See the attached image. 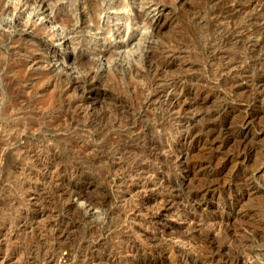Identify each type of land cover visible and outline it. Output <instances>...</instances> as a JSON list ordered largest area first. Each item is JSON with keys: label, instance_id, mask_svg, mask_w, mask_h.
<instances>
[{"label": "rangeland", "instance_id": "obj_1", "mask_svg": "<svg viewBox=\"0 0 264 264\" xmlns=\"http://www.w3.org/2000/svg\"><path fill=\"white\" fill-rule=\"evenodd\" d=\"M253 1L237 0L236 4L235 0L2 1L3 7L14 6L15 10L0 13V264H43L51 247L63 245L64 242L74 250L72 259L67 264H89L82 258L83 253H87L85 250L88 240L93 242L94 236L105 232L102 227L108 220V210L114 204V199H105V195L110 192L105 176L114 175L109 164L110 159L116 156L112 153L119 147H129L134 153L127 163L133 165L145 151L143 141L162 144L170 132L168 123L161 124L159 131L155 128L157 113L160 112L140 108L141 101L145 99L154 81L160 79L183 82L187 96L181 98V102L194 105L189 113L198 115L192 121L196 130H200L203 124L216 123L219 126L234 122L245 114L253 122V126L247 130L245 136H238L237 143L233 141L226 146L219 141L222 135L199 132L200 143L197 145V140L183 144V163L169 173L170 180L178 181V186L183 187L184 190L180 189L183 195L184 191L190 188L195 190L208 181L202 176L203 173L183 172L184 164L200 161L210 153L215 156V161L218 160V164L214 161L215 166H224V174L212 183L215 184V190L211 191L210 196L207 195L205 208H201L200 214L201 217L205 216L204 219L220 216V221H215V229L219 227L223 230L216 232L217 244L222 247L228 245L226 248L229 249L216 253L215 261L203 262L202 252L198 248L204 250L209 242L205 232L211 228V222H207L203 232H198L197 237L190 240V247L189 244L179 243L168 235H161L165 240L158 237L161 239L158 243L150 246L144 243L142 250L140 249L142 253H139L135 261L146 264H193L194 261L198 264H220L219 261L225 255L232 258L239 251L238 254H244L248 259H244L247 262L244 264H264V131L260 129L264 127V89L256 90L254 81L251 80H248L250 83L238 84L230 89L229 81L220 77L217 72L223 64L224 54L231 53L229 56L234 57L238 65L246 71L248 69L249 77L255 80L264 77H261L259 71L264 64V42L261 41L264 40V0H255L259 1V6ZM244 9L247 11L243 12L246 16L242 14ZM250 30L254 31L251 38L260 41L253 49L250 46L247 49L235 45L228 39L234 31ZM46 32L51 36L45 34ZM256 34L261 36L258 35L257 38ZM79 55L83 56L82 61L78 59ZM31 58L37 59L39 64L30 67L28 61ZM132 66L136 70L138 68L140 75L132 70ZM163 70H167L166 74ZM75 106L85 109V116H79L83 112L79 113ZM86 108H89V113ZM205 114L210 116L204 117ZM131 127L134 128L133 132H130ZM244 130L233 127L231 133L237 135ZM212 138L217 140L213 142L211 150L208 146L211 144L209 139ZM179 143L180 141L177 142L178 146ZM236 146L253 148L255 152L249 151L248 158L244 156L245 158H234L227 162V158L234 157L232 150ZM35 153L48 159L40 157L38 159L43 162L40 160L38 163ZM44 168L50 173L54 171V175L57 173L55 181L48 182L42 178ZM236 173L240 177L246 175L248 185L233 186L228 192L224 188L231 175ZM126 174L122 173L118 177L126 180ZM42 185H46L45 189ZM186 187L189 188L185 189ZM58 189H67L69 192L73 189L81 196L94 199L96 203L104 201V206H88L85 201L76 197L67 202L66 197L64 200L60 199ZM42 209L45 213L49 212L48 217L51 219L38 218V212ZM109 220L117 229L123 225L119 219L117 222L116 217ZM128 222H131L130 219ZM66 225H71L70 230L64 229ZM61 228L64 230V237L57 234ZM223 232H227L229 237L223 235ZM113 237L115 236L105 238L107 240H103L97 252L110 250L109 247H113L111 244L114 243ZM192 245L195 247L191 249ZM92 251L93 254H98ZM230 252H233L232 255ZM245 253H250L249 257ZM3 255L6 257L3 258ZM135 261L126 264H135Z\"/></svg>", "mask_w": 264, "mask_h": 264}, {"label": "bare ground", "instance_id": "obj_2", "mask_svg": "<svg viewBox=\"0 0 264 264\" xmlns=\"http://www.w3.org/2000/svg\"><path fill=\"white\" fill-rule=\"evenodd\" d=\"M2 1L0 0V13H4V12H12L15 10V7L13 6H9L7 8L2 6ZM236 1L234 2V4H236ZM252 1V0H251ZM255 1V0H254ZM253 1V2H254ZM257 1V0H256ZM255 1V2H256ZM239 2V1H238ZM254 2V3H255ZM259 2V1H258ZM256 2L255 5L258 3ZM233 3V1H232ZM231 3V4H232ZM252 3V2H251ZM13 4V3H12ZM239 4V3H238ZM233 5V4H232ZM240 5V4H239ZM249 5V3L247 4ZM254 5V4H253ZM237 6V5H236ZM235 6V7H236ZM244 6H246V4H244ZM257 6H259V4H257ZM233 7V6H232ZM230 6V8H232ZM242 7V6H241ZM238 7V8H241ZM250 7V6H249ZM254 6H252L253 8ZM244 8V7H242ZM256 9V8H255ZM231 10V9H230ZM235 10V8H234ZM233 10V11H234ZM240 10V9H239ZM238 10V11H239ZM229 11V8H228ZM232 11V12H233ZM246 10L244 9L243 12H245ZM252 11V10H251ZM231 12V13H232ZM236 12V11H235ZM247 12V11H246ZM241 14V13H238ZM246 14V13H245ZM243 14V15H245ZM249 14V13H248ZM247 14V16H248ZM234 15V13H233ZM229 16V15H228ZM232 15H230L231 17ZM246 16V15H245ZM244 16V17H245ZM229 17V18H230ZM254 18V17H253ZM246 19V18H245ZM248 19V18H247ZM253 23V22H252ZM260 25V24H259ZM262 25V24H261ZM260 25V26H261ZM253 26V25H252ZM251 26V28H252ZM262 27V26H261ZM42 28V26H41ZM44 29V28H43ZM233 32V31H232ZM254 31H234L232 33V35L230 36V38H228L226 35L227 32L225 31V36L230 39V41H232L235 45L238 46H243V47H247V49L252 48L256 45H259L258 40H255L253 38H251V35L253 34ZM259 32V31H258ZM231 33V32H230ZM257 33V31L255 32ZM263 33V32H262ZM45 34H47L48 36H51V34L49 32H46ZM221 35V34H219ZM257 35V34H256ZM259 35V34H258ZM257 35V38H258ZM222 36V35H221ZM229 36V35H228ZM253 36V35H252ZM261 36V35H259ZM225 38V39H227ZM255 38V37H254ZM224 39V40H225ZM260 39V38H259ZM262 39V38H261ZM222 40V39H221ZM229 41V43H230ZM264 42V40H261ZM231 42V43H232ZM221 43V42H220ZM224 43V42H223ZM221 43V44H223ZM232 43V44H233ZM261 44V43H260ZM228 45V44H227ZM227 45H225L227 47ZM231 45V44H230ZM221 46V45H220ZM223 46V47H225ZM250 46V47H249ZM252 46V47H251ZM230 47V46H229ZM228 47V48H229ZM242 47V48H243ZM249 47V48H248ZM262 47V44L261 46ZM21 48V47H20ZM221 48V47H220ZM215 49V48H214ZM219 49V48H218ZM224 49V48H222ZM227 49V48H226ZM238 49V48H237ZM236 49V50H237ZM262 49V48H261ZM264 49V48H263ZM262 49V50H263ZM217 50V49H216ZM220 50V49H219ZM230 50V48L228 49ZM251 50V49H250ZM232 51V50H231ZM235 51V50H234ZM238 51V50H237ZM255 51V50H254ZM249 52V51H248ZM215 53V52H214ZM212 52V54H214ZM220 53V52H219ZM225 53V52H224ZM236 53V52H233ZM20 54V53H19ZM218 54V53H217ZM221 54V53H220ZM231 54V53H229ZM226 54H224L222 61L223 64L222 66H220L217 69V72L219 74L220 77H222L223 79H226L229 81V87L228 88H233L236 85H243L246 84L247 82H249L248 80H251V82L254 81L253 86L254 88H256V90L258 89H264V77H262V75H264V64L261 66V68L259 69V71L261 72V79L255 80L254 78H251L248 76V69L246 71V69L244 70V68L240 65L237 64L236 60L234 59V57H230ZM172 55V54H171ZM226 55V56H225ZM233 55V54H232ZM238 55V53L236 54ZM241 55V54H239ZM213 56V55H212ZM215 56V55H214ZM220 56V55H219ZM245 56V55H244ZM31 57V56H29ZM238 57V56H237ZM235 57V58H237ZM240 57V56H239ZM168 58V57H167ZM214 58V57H213ZM218 58V56H217ZM216 58V59H217ZM221 58V57H220ZM241 58V57H240ZM244 58V57H242ZM264 58V57H263ZM36 59V58H35ZM42 59V58H41ZM78 59H80V61H82L84 58L82 55L78 56ZM238 59V58H237ZM27 60V59H26ZM37 60V59H36ZM34 60V58H31L30 61H28L30 67L36 66L39 63ZM162 60V59H161ZM170 60V59H169ZM241 60V59H240ZM246 60V59H245ZM212 61L214 62V60L212 59ZM217 61V60H216ZM219 61V60H218ZM217 61V62H218ZM221 61V62H222ZM239 61V60H238ZM242 61V60H241ZM41 62V61H40ZM45 62V61H44ZM47 62V61H46ZM215 62V64L217 63ZM240 62V61H239ZM262 62V61H259ZM264 62V59H263ZM27 63V62H26ZM156 63V62H155ZM241 63V62H240ZM244 62L242 61V64ZM41 64V63H40ZM218 64V63H217ZM245 64V63H244ZM133 65V64H132ZM136 65V64H134ZM168 65V64H167ZM214 65V64H213ZM212 65V66H213ZM219 65L220 62H219ZM258 65V64H257ZM149 66V65H148ZM155 66V65H154ZM169 66V65H168ZM210 66V65H209ZM246 66V65H245ZM29 67V66H28ZM129 67V66H128ZM214 67H217L214 65ZM258 67V66H257ZM256 67V68H257ZM181 68V67H180ZM213 68V67H212ZM259 68V67H258ZM28 69V68H27ZM130 69V67H129ZM145 69V68H144ZM154 69V68H153ZM164 69V68H163ZM131 70V69H130ZM132 70H134L135 72L138 73V75H140V71L136 70L135 67L132 66ZM162 70V69H161ZM94 71V69H93ZM107 71V70H106ZM153 71V70H152ZM158 71V70H156ZM164 71V70H163ZM167 71V70H166ZM166 71H164L166 74ZM176 71V70H175ZM180 71V70H179ZM216 72V70H214ZM254 71V70H253ZM161 72V71H160ZM214 72V73H215ZM250 72V71H249ZM90 73V72H89ZM88 73V74H89ZM107 73V72H106ZM105 73V74H106ZM133 73V72H132ZM158 73V72H157ZM170 73V72H168ZM176 73V72H175ZM213 73V74H214ZM258 73V72H257ZM134 74V73H133ZM136 74V73H135ZM134 74V75H135ZM142 74V73H141ZM162 74V73H161ZM171 74V73H170ZM174 74V72H173ZM182 74V73H181ZM184 74V73H183ZM182 74V75H183ZM190 74V73H189ZM251 74V73H250ZM138 75L136 74V78L138 77ZM145 75V74H144ZM143 75V76H144ZM148 75V74H147ZM153 75V74H152ZM181 75V76H182ZM94 76V75H93ZM100 76V74H99ZM151 76V75H150ZM142 77V76H141ZM162 77V76H161ZM160 77V78H161ZM189 77V76H188ZM191 77V76H190ZM259 77V76H258ZM89 78V77H87ZM100 78V77H99ZM215 78V75L214 77ZM98 79V78H97ZM140 79V78H137ZM159 79V78H158ZM188 79V78H187ZM165 80V79H164ZM90 81V80H89ZM154 81V80H153ZM192 81V80H191ZM221 82V81H220ZM88 83V82H87ZM161 83V84H160ZM250 83V82H249ZM73 84V83H72ZM94 84V83H93ZM163 84V85H162ZM226 84V83H225ZM81 86V85H80ZM204 86V85H203ZM73 87V86H72ZM92 88V87H91ZM147 88V87H146ZM253 88V87H252ZM263 91V90H262ZM255 92V89H254ZM257 93V91H256ZM259 93V92H258ZM261 93V91H260ZM263 94V92H262ZM184 96H187V93H184V89H183V82H181V80H171V81H161L160 80H155L152 87H150V90H148L147 95L145 97V99L143 101H141V110L142 109H152L154 110V112H160L161 116H158L160 114L157 113V126H155V128L158 130L161 126V124L164 123H168L170 132L166 135L165 141L162 142V144H158L157 142H153V141H143V144L145 146V151L143 152L142 155H139L140 158H138L137 162L135 163V161L133 162V165H129L127 163L128 160H130L132 150H130V148H126L125 146H123L124 148H117L114 153V156L112 158V160L110 159V163L111 167H112V173L114 172V175L111 176H105V183H108V187H110V192L108 194H103L105 195V199L111 201V199L113 200L114 204L113 206L108 210L109 213L107 215L108 220L104 222L102 229L105 230V232L99 236H94V241H90L88 240L87 243V247L86 245L84 247H86L87 253H83L82 258L84 259L83 261H86L89 264H126L128 262L131 261H135V259L138 257L139 253L141 252V246L146 243L147 245H151L155 242L158 243V240L161 237V235H168L171 237V239H175V241H179V243H187L190 245L192 244V242H190V240L192 238H194L195 236L197 237V234H199L198 232H203L202 229L204 226L208 225L207 222H211V228L209 231L205 232V236L207 239L208 244H206V246L203 249H199V252H202V260L203 262H212L215 261L214 259L216 258V253H220L222 252L224 249L228 250L229 248L226 247H222L219 246L217 244V234L216 232L221 231L223 229H215V221L219 220V217H215V216H211L207 219H204V217H201V208H205V202H206V198L207 195H209L211 193V191H214V185L212 184L214 183V181L216 182V180H218V178L221 177V175L224 174V166H222L221 164L219 166H215L214 164V158L215 156L213 154H208L207 156L203 157L200 161H196L195 163L192 164H184L183 166V172H192L193 174L196 172H200L203 173L202 176H205V179L207 178V183L204 185H201L199 187H197V189L195 190H190L186 187L185 189H188L187 191H184V196L182 195V193L180 192V189H183V187H181L180 185L178 186V181H171L170 180V174L171 171H175L177 168H179V166L183 163V155H182V150L181 147L183 144L187 143V142H196L197 140V145L200 143V136L199 132H204L206 131V135L208 133V135H211L213 132V134L217 133L219 136H223L222 139L220 141V143L223 146L229 145L231 142L235 141L236 143L238 142V136L240 135H246L247 134V130H249L250 128H252L253 126V122L246 117L247 115L245 114V116L243 117H239L238 120H234V122H226L224 124H221L219 126L215 125V124H206L203 126H201L200 130H196L193 126H192V121L194 119L197 118L198 115L194 114V113H189V110L194 106L192 103L186 104L181 102V98H184ZM99 98V97H98ZM116 98V97H115ZM79 99V98H78ZM77 99V100H78ZM194 99V98H193ZM139 100V99H138ZM114 101V100H113ZM195 102V101H193ZM66 104V103H65ZM82 104V103H81ZM115 104V103H114ZM132 104V103H131ZM79 105V104H78ZM77 105V106H78ZM84 105V104H83ZM89 105V104H88ZM139 105V104H138ZM196 105V104H195ZM75 106V107H77ZM88 107V106H87ZM68 108V106H67ZM83 108V107H82ZM85 108V107H84ZM128 108V107H127ZM79 113L81 111V113L85 110V109H81L79 107L75 108ZM87 112L89 108H86ZM135 109V108H134ZM137 110V109H136ZM140 110V109H139ZM192 110V109H191ZM195 110V108H194ZM193 110V112H194ZM125 111V110H124ZM69 112V111H68ZM86 112V113H87ZM151 112V111H150ZM79 113H77V116L79 115ZM85 112H83V114H80L79 116L82 117L85 116L84 115ZM89 113V112H88ZM207 113V112H206ZM68 114V113H67ZM143 114V113H142ZM155 114V113H154ZM153 114V116H154ZM72 115V114H71ZM131 115V114H130ZM156 115V114H155ZM204 117H208L210 115L205 114L203 115ZM87 117V116H86ZM84 118V117H83ZM203 119V118H202ZM210 119V118H209ZM115 121V119H114ZM119 121V118H118ZM117 121V122H118ZM136 121V120H135ZM156 121V120H155ZM205 121V120H204ZM122 122V121H121ZM133 122V121H132ZM131 123V122H130ZM210 123V122H209ZM125 124V123H124ZM128 124V123H127ZM134 124V123H132ZM202 124V123H201ZM121 125V124H120ZM166 125V124H165ZM194 125V124H193ZM92 126V125H91ZM200 126V125H199ZM239 127L240 129H245L244 131H241L239 134H232L231 130L233 129V127ZM117 127V126H116ZM134 127V126H133ZM131 127L130 132L132 130H134V128ZM153 127V126H152ZM166 127V126H165ZM127 128V127H126ZM139 128V127H138ZM199 129V128H198ZM261 130L264 131V127L260 128ZM128 131V130H127ZM159 131V130H158ZM133 132V131H132ZM135 132V131H134ZM129 133V132H128ZM158 133L159 132H155ZM262 133V132H261ZM130 135V133H129ZM145 135V134H144ZM160 135V134H159ZM216 135V134H215ZM214 135V136H215ZM138 136V135H136ZM143 136V135H142ZM156 136V135H155ZM163 136V135H162ZM144 138V137H143ZM131 139V138H130ZM135 139V138H134ZM151 139V138H149ZM155 139V138H154ZM208 139V138H207ZM241 139V138H240ZM128 140V139H127ZM217 140V139H209L208 143L210 144L209 149L212 150V144L213 142ZM180 141V145H177V142ZM206 141V140H205ZM118 142V141H117ZM134 142V141H133ZM136 142V140H135ZM160 142V141H158ZM138 143V142H136ZM118 144V143H117ZM120 144V143H119ZM45 145V143H44ZM113 145V143H112ZM111 145V146H112ZM188 145V144H187ZM240 145V143H239ZM117 146V145H115ZM120 146V145H119ZM142 146V145H141ZM214 146V145H213ZM241 146V145H240ZM41 147V146H39ZM46 147V145H45ZM118 147V146H117ZM122 147V146H121ZM138 147V146H137ZM33 148V147H32ZM114 148V147H113ZM132 148V147H131ZM207 148V147H206ZM234 148V147H233ZM232 148V149H233ZM249 148V147H248ZM252 148V146H251ZM43 149V148H42ZM141 149V148H140ZM185 149V148H184ZM253 149V148H252ZM252 149H247V148H240L239 146H236L232 151L234 152V157H229L226 159V161H233V159H240L243 158L244 156L248 158L249 156V151L253 152L254 150ZM48 150V149H47ZM206 150V149H205ZM215 150V149H214ZM36 151V150H35ZM34 151V152H35ZM42 151V150H40ZM187 151V150H185ZM46 152V151H45ZM208 152V151H207ZM255 152V151H254ZM48 153V152H47ZM50 154V153H49ZM138 154V153H137ZM243 155V156H242ZM55 156V155H54ZM99 156V155H98ZM233 156V155H232ZM28 157V156H27ZM32 157V156H31ZM35 157L37 158V162L40 161L41 159L38 158H43V159H48L46 158V156H42L39 153H35ZM48 157V156H47ZM138 157V156H137ZM244 157V158H245ZM103 158V157H102ZM101 158V159H102ZM105 158V157H104ZM218 158V157H217ZM225 158V157H224ZM100 159V158H99ZM199 160V159H198ZM217 160V159H216ZM32 161V160H31ZM42 161V160H41ZM40 161V162H41ZM106 161V160H105ZM109 161V160H108ZM107 161V162H108ZM218 161V160H217ZM215 161V162H217ZM235 161H239V160H235ZM234 161V162H235ZM242 161V160H241ZM34 162V161H33ZM43 162V161H42ZM185 162V160H184ZM188 162V161H187ZM233 162V163H234ZM39 163V162H38ZM59 163V162H58ZM32 164V163H30ZM44 164V163H43ZM218 164V162H217ZM241 164V163H240ZM239 164V165H240ZM46 165V164H45ZM49 165V164H48ZM61 165V164H59ZM233 165V164H232ZM47 166V165H46ZM52 166V165H51ZM16 167V166H15ZM33 167V166H32ZM42 167V166H41ZM50 168V167H49ZM55 168V167H54ZM75 168V167H74ZM26 169V168H25ZM28 169V168H27ZM37 169V168H36ZM227 169V168H226ZM50 170V169H49ZM52 170V169H51ZM57 170V169H54ZM239 170V169H238ZM34 171V170H33ZM53 171V170H52ZM61 171V170H59ZM58 171V172H59ZM103 171V170H102ZM241 171V170H240ZM19 172V171H18ZM23 172V171H22ZM31 172V171H30ZM76 172V171H75ZM177 172V171H176ZM54 171L52 173H50L48 171V169L46 170V168H44V173L41 175L43 179L47 180L48 182H52L55 181V175L57 173H55V175L53 174ZM72 173V172H71ZM105 173V172H104ZM109 173V172H108ZM111 173V172H110ZM122 173H127L126 174V180L119 178L118 176L121 175ZM191 173V174H192ZM227 173V172H226ZM229 173V172H228ZM240 173V172H239ZM19 174V173H18ZM34 174V173H33ZM37 174V173H36ZM41 174V171H40ZM39 174V176H40ZM61 174V173H60ZM65 174V173H64ZM185 174V173H184ZM231 174V173H230ZM242 174V173H241ZM38 175V174H37ZM36 175V177H37ZM197 175V174H196ZM226 175V174H225ZM229 175V174H228ZM249 175V174H248ZM21 176V175H20ZM31 176V175H30ZM34 176V175H33ZM59 176V175H58ZM79 176V174H78ZM89 176V175H88ZM173 176V175H172ZM171 176V177H172ZM238 176V177H237ZM60 177V176H59ZM76 177V176H75ZM229 177V176H228ZM38 178V177H37ZM57 178V177H56ZM62 178V177H61ZM83 178V177H82ZM204 178V177H203ZM251 178V177H250ZM249 178V179H250ZM253 178V177H252ZM251 178V179H252ZM255 178V177H254ZM32 179V178H30ZM29 179V180H30ZM222 179V178H221ZM27 180V181H29ZM80 180V179H79ZM204 180V179H203ZM224 180V179H223ZM254 180V179H253ZM35 181V180H34ZM39 181V180H38ZM61 181V180H60ZM86 181V180H85ZM197 181V180H196ZM205 181V180H204ZM222 181V180H221ZM252 181V180H250ZM37 182V181H36ZM44 182V181H43ZM57 182V181H56ZM103 182V181H102ZM223 182V181H222ZM39 183V182H38ZM41 183V182H40ZM46 183V182H45ZM59 183V182H57ZM79 183V182H78ZM248 177L246 175H241V177L239 176V174H233L231 175V177L228 180V183L226 184L225 188L226 191H230L231 188L233 186H240V185H248ZM26 184V183H25ZM44 184V183H43ZM48 184V183H46ZM61 184V182L59 183V185ZM203 184V183H202ZM225 185V183H222V185ZM250 184V183H249ZM41 185V184H39ZM63 185V184H61ZM88 185V184H87ZM33 186V185H32ZM46 185H42V187L45 189ZM48 186V185H47ZM52 186V185H51ZM65 186V185H64ZM186 186V185H185ZM190 186V185H188ZM58 187V186H57ZM60 187V186H59ZM62 187V186H61ZM67 187V186H66ZM65 187V188H66ZM105 187V186H104ZM216 187V186H215ZM219 187V186H218ZM37 188V187H35ZM34 188V189H35ZM48 188V187H47ZM64 188V187H63ZM193 188V187H192ZM26 189V188H25ZM30 189V188H29ZM32 189V188H31ZM33 189V190H34ZM42 189V188H40ZM42 189V190H44ZM55 189V188H54ZM68 189V188H67ZM64 190V191H60L58 189V194L60 199L63 198H68L66 201L68 202L70 198H74L76 197L77 199H81L83 201H85V203L88 204V206H97L98 207H103L104 206V201H101L99 203H96L97 201H94L87 198L86 195L85 196H81L78 194V192L74 191L73 189L69 192L68 190ZM71 189V188H70ZM221 189V188H220ZM37 190V189H36ZM39 190V189H38ZM41 190V192H42ZM56 190V189H55ZM54 190V191H55ZM184 190V189H183ZM29 191V190H28ZM40 191V190H39ZM46 191V190H45ZM52 191V190H51ZM80 191V190H79ZM35 194V191H33ZM38 192V191H37ZM47 193V192H46ZM85 193V192H84ZM107 193V192H106ZM38 194V193H37ZM40 194V193H39ZM38 194V195H39ZM43 194V192H42ZM52 194V193H51ZM57 194V193H55ZM57 194V195H58ZM212 194V193H211ZM31 195V194H30ZM49 195V193H48ZM41 196V195H40ZM38 196V197H40ZM47 196V195H46ZM210 196V195H209ZM44 197V196H43ZM49 197V196H48ZM58 197V196H56ZM55 197V198H56ZM58 197V198H59ZM34 198V197H33ZM37 198V197H35ZM101 198V197H100ZM48 199V198H47ZM52 199V198H51ZM21 200V199H19ZM37 200V199H36ZM54 200V199H53ZM64 200V199H63ZM104 200V199H103ZM61 201V200H60ZM72 201V200H71ZM23 202V201H22ZM38 202V201H36ZM35 202V203H36ZM62 202V201H61ZM65 202V201H64ZM63 202V203H64ZM18 203V202H17ZM35 205V204H34ZM55 205V204H54ZM61 205V204H59ZM19 207V206H18ZM27 207V206H26ZM50 207V206H49ZM61 207V206H60ZM23 208V207H22ZM25 208V207H24ZM45 208V207H44ZM41 209V208H40ZM55 209V208H54ZM33 210V209H32ZM58 210V209H57ZM62 210V209H61ZM19 211V210H18ZM38 211V210H36ZM47 211V210H46ZM51 211V210H50ZM69 211V210H68ZM31 212V211H30ZM65 212V211H64ZM32 213V212H31ZM51 213V212H50ZM36 214V213H35ZM49 212L45 213V210H39L38 212V218L39 219H43V218H50L48 217ZM56 214V213H55ZM63 214V213H62ZM30 215V214H29ZM37 216V215H36ZM54 216V215H53ZM65 216V215H64ZM63 216V217H64ZM113 217L117 218V222H121L123 223V225L121 224L120 229H117V226L113 225L112 222H109ZM61 218V217H60ZM51 219V218H50ZM119 219V220H118ZM128 219H130L131 222H128ZM17 220H19L17 218ZM44 220V219H43ZM54 220V219H53ZM116 220V219H115ZM39 221V220H38ZM49 221V220H47ZM164 221L166 223H164ZM220 221V220H219ZM15 222V221H14ZM13 222V223H14ZM29 222V221H28ZM40 222L43 224V221L40 220ZM46 222V221H45ZM172 222H175L172 225ZM61 223V222H60ZM58 223V224H60ZM16 224V223H15ZM29 224V223H28ZM32 223H30L31 225ZM96 224V223H94ZM23 225V224H22ZM35 225V223H34ZM41 225V224H40ZM54 225V223H53ZM56 225V224H55ZM9 226V225H8ZM24 226V225H23ZM26 226V225H25ZM29 226V225H27ZM26 226V227H27ZM32 226V225H31ZM37 226V225H36ZM35 226V227H36ZM70 226H65L66 228H64L65 230L67 229L70 230ZM90 226V225H89ZM210 226V224H209ZM14 227V226H13ZM20 227V225H19ZM18 227V228H19ZM58 227V226H57ZM64 227V226H63ZM16 228V227H15ZM17 228V229H18ZM40 228V226H39ZM52 228V227H51ZM205 228V227H204ZM12 229V228H11ZM37 229V228H34ZM173 229V230H171ZM205 229V230H207ZM9 230V229H8ZM13 230V229H12ZM25 230V229H24ZM31 230V229H30ZM38 230V229H37ZM92 230V229H91ZM171 230V231H170ZM5 231V230H4ZM15 231V230H14ZM13 231V232H14ZM18 231V230H17ZM20 231V230H19ZM226 231V230H225ZM33 232V231H32ZM66 232V231H65ZM200 232V233H201ZM92 233V232H91ZM226 237L228 236L227 232H223ZM230 233V232H229ZM51 234V233H50ZM57 234L59 236H63L65 235L64 230L61 228L57 231ZM94 234V232L92 233ZM203 234V233H202ZM201 234V235H202ZM222 234V233H219ZM31 235V234H30ZM47 235V234H46ZM68 235H70L68 233ZM114 235L115 237H113L114 239L112 241H114L113 247H109L110 250L108 251H101V252H97L99 251L98 249L101 248V243L103 242V240L109 236ZM230 235V234H229ZM4 236V235H3ZM24 236V235H23ZM90 236V235H89ZM33 237V236H32ZM69 237V236H68ZM224 238V236H221V238ZM229 237V236H228ZM232 237V235H231ZM230 237V239H231ZM234 237V236H233ZM232 237V238H233ZM35 238V237H34ZM90 238V237H89ZM88 238V239H89ZM112 238V237H111ZM164 238V237H161ZM235 238V237H234ZM7 238H5L6 240ZM17 239V238H16ZM92 239V238H91ZM170 239V238H169ZM201 239V237H200ZM227 239V238H226ZM225 239V240H226ZM25 240V239H24ZM27 240V239H26ZM93 240V239H92ZM107 239H105L106 241ZM161 240V239H160ZM165 240V238H164ZM17 241V240H15ZM31 241V240H30ZM104 241V242H105ZM167 241V240H166ZM192 241V240H191ZM206 241V240H205ZM233 241V240H232ZM230 241V242H232ZM24 242V241H23ZM194 242V241H193ZM219 242V241H218ZM229 242V241H228ZM235 242V241H234ZM51 243H53V241H51ZM83 243V242H82ZM191 243V244H190ZM205 243V242H203ZM220 243V242H219ZM237 243V242H236ZM243 243V242H242ZM241 243V244H242ZM245 243V242H244ZM81 244V243H80ZM86 244V243H85ZM225 244V243H223ZM227 244V243H226ZM231 244V243H230ZM229 244V245H230ZM233 244V243H232ZM239 244V242L237 243ZM236 244V245H237ZM16 245V244H15ZM29 245V244H28ZM35 245V244H34ZM40 245V244H39ZM42 245V244H41ZM50 245V244H49ZM104 245V244H102ZM155 245V244H154ZM159 245V244H158ZM157 245V246H158ZM186 245V244H185ZM204 245V244H203ZM221 245V244H220ZM235 245V246H236ZM243 245V244H242ZM247 245V244H246ZM51 246V245H50ZM79 246V245H78ZM156 246V245H155ZM225 246V245H223ZM233 246V245H232ZM231 246V247H232ZM234 246V247H235ZM40 247V246H39ZM43 247V246H42ZM82 247V246H81ZM152 247H154L152 245ZM194 248L195 245L191 246ZM202 247V246H201ZM200 247V248H201ZM245 247V246H244ZM143 248V247H142ZM151 248V247H150ZM233 248V247H232ZM236 248V247H235ZM246 248V247H245ZM44 249V248H43ZM48 249V248H47ZM50 249V248H49ZM77 249H79V247H77ZM103 249V248H102ZM141 249V250H140ZM156 249V248H155ZM238 249V248H237ZM30 250V249H29ZM34 250V249H33ZM84 250V249H83ZM95 251L98 254H93ZM152 250V249H151ZM193 250H196L193 249ZM26 251V250H25ZM39 251V250H38ZM79 252V250H77ZM81 251V250H80ZM145 251V250H144ZM234 251V250H233ZM36 252V251H35ZM146 252V251H145ZM144 252V253H145ZM198 252V251H197ZM196 252V253H197ZM225 252V251H224ZM235 252V251H234ZM239 252V251H238ZM238 252H236L235 254H231L233 252H230L229 254L232 255V258H229L228 256L224 258L219 257V259L221 258L222 260H220V264H244V262H246L248 259L246 258V256L243 254L240 255L238 254ZM243 252V251H242ZM30 253V252H29ZM142 253V252H141ZM27 254V253H26ZM74 254V250L72 249V247L68 244L65 245V242L63 245L59 244V245H55L51 247V251L45 256H43V258L45 257V260L43 262V264H67L68 262L71 261L72 256ZM228 254V253H226ZM247 255V257H249L250 253H245ZM44 255V254H43ZM197 255V254H196ZM221 255V254H220ZM224 255V254H223ZM28 256V255H26ZM31 256V255H30ZM33 256V255H32ZM75 256H77L75 254ZM195 256V254H194ZM199 256V255H198ZM196 256V257H198ZM201 256V253H200ZM6 257L3 255V258ZM18 257V256H17ZM29 257V256H28ZM78 257V256H77ZM140 257V256H139ZM195 257V258H196ZM217 257V259H218ZM19 258V257H18ZM80 258V257H79ZM194 258V257H193ZM30 259V258H28ZM40 259V258H38ZM142 259V258H140ZM198 259V258H197ZM244 259H246V261H244ZM250 259V258H249ZM32 260V259H31ZM41 260V259H40ZM200 260V259H199ZM256 260V259H255ZM2 261V260H1ZM4 261V260H3ZM23 261V260H22ZM142 261V260H141ZM9 262V261H8ZM7 262V263H8ZM17 262V261H16ZM30 262V261H29ZM32 262V261H31ZM40 262V261H39ZM218 262V263H219ZM11 262H9L10 264ZM15 263V260H14ZM35 263V262H34ZM42 264V262H40ZM247 263V262H246ZM12 264V263H11ZM18 264V263H17ZM31 264V263H30ZM135 264H146L145 262H140V261H135ZM193 264H198L197 261H194ZM203 264V263H202ZM210 264V263H209ZM253 264H257V263H253Z\"/></svg>", "mask_w": 264, "mask_h": 264}]
</instances>
